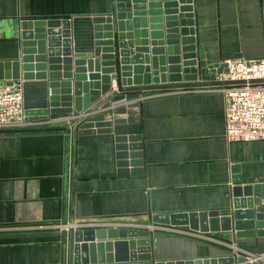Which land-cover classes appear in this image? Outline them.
I'll return each mask as SVG.
<instances>
[{"label": "crops", "instance_id": "1", "mask_svg": "<svg viewBox=\"0 0 264 264\" xmlns=\"http://www.w3.org/2000/svg\"><path fill=\"white\" fill-rule=\"evenodd\" d=\"M113 1L0 0V63L20 58L22 23L53 19L68 21L73 52L89 53L91 20L107 16ZM191 1L205 65L236 58L264 61V0ZM23 97L25 109L45 108L47 88L24 82ZM135 101L116 104L127 108L126 123L112 130L141 136L142 176L117 177L109 135L0 134V264H60L61 232L159 227L152 224L154 215L221 210L232 201L231 165L239 167L242 185L264 184V141H225L220 94H172L127 107ZM229 236L212 237L227 243ZM159 243L158 259L226 253L223 245L199 242L205 244L200 247L173 235ZM230 243L264 254V238Z\"/></svg>", "mask_w": 264, "mask_h": 264}, {"label": "water", "instance_id": "2", "mask_svg": "<svg viewBox=\"0 0 264 264\" xmlns=\"http://www.w3.org/2000/svg\"><path fill=\"white\" fill-rule=\"evenodd\" d=\"M191 4V0H114L107 16L92 18V50L87 54L73 52L66 20L22 23L20 58L0 63V84L43 82L47 105L26 109L30 122L62 121L82 112L107 98L111 80H116L120 94L101 102V109L136 100L150 86L207 82L213 74L226 73V66L205 65L202 47L196 45ZM126 109L117 108L112 114L123 116ZM125 123L124 118L105 120L99 113L76 132L80 137L111 136L117 177L142 176L141 136L113 134V126ZM229 173L232 201L228 207L154 215L152 224L211 236L233 232L237 239L264 238V184L242 185L237 165H231ZM161 238L170 234L103 228L61 232L60 264H259L228 252L215 258L158 259Z\"/></svg>", "mask_w": 264, "mask_h": 264}, {"label": "built area", "instance_id": "3", "mask_svg": "<svg viewBox=\"0 0 264 264\" xmlns=\"http://www.w3.org/2000/svg\"><path fill=\"white\" fill-rule=\"evenodd\" d=\"M223 64L226 66V73L213 74L207 82L197 80L195 84L190 85L165 84L150 86L141 91L135 102L139 103L148 98L172 94H220L224 101L225 141L229 144L264 141V61L249 62L239 58L227 60ZM117 86L116 80H111L110 90L112 88L113 92L119 93ZM117 108V105L107 109H101L98 106L97 113H92L90 116L74 113L62 121H51L50 123L58 124V122H61L64 127L68 126V129L65 130L70 135L73 132L75 133L78 127L89 117L104 111L112 113ZM25 111L23 81L13 82L10 86L0 84V134L18 132L31 125L32 123L26 121ZM123 118L126 119V114L123 115ZM75 121H78L77 124ZM108 121H112V119ZM152 227L148 229L168 232V234L176 231V228ZM181 231H178V233L185 235V238H195L199 241L207 240L198 234ZM248 257L255 263L264 264V257H257L253 253Z\"/></svg>", "mask_w": 264, "mask_h": 264}, {"label": "rangeland", "instance_id": "4", "mask_svg": "<svg viewBox=\"0 0 264 264\" xmlns=\"http://www.w3.org/2000/svg\"><path fill=\"white\" fill-rule=\"evenodd\" d=\"M24 83V82H23ZM117 94H120V93H116V92H113V91H109V93H108V95H107V98H109V97H111V96H113V95H117ZM106 98V96L105 97H103V98H101V99H99L98 101H96V103H94V104H92L89 108H87V109H85V110H83L81 113H79V114H82V115H88V116H90V115H92V113L93 114H95V113H97V109H98V106L100 105V103L101 102H103L105 99H107ZM26 110V109H25ZM107 112V111H106ZM105 111L103 112L105 115H107L108 114V118H110L111 117V113H106ZM33 122H35V123H33ZM37 122L39 123V122H41V123H39V124H37ZM48 121L46 120V121H30V123H32L31 125H28L27 127H25L24 129H22V130H20V131H18V132H25V131H34V132H54V131H60V130H65V129H68V126L67 127H64L63 125H59L61 122H58L59 124L58 125H55V124H57V123H55V124H50V123H47ZM77 122L78 121H75V123L77 124ZM153 225H148V226H144L143 225V227H140V229H131V230H149L148 228L149 227H152ZM170 228V227H169ZM175 230V229H174ZM182 230V228H176V231H174V232H176V233H174V232H171V233H169V234H171V235H173V236H178V237H182V238H185L186 236L185 235H182V234H179L178 233V231L180 232ZM184 231V233H186V232H190V233H192V234H198V235H200V237H203V238H205V239H207V240H203V241H199V240H197V239H195V238H189V237H187V239H189V240H193V241H198V242H203V243H205V244H208V245H218V246H221V245H223V247H224V251H226V252H228L229 254H231L233 257H235V258H239V257H244V258H247L249 261H251L250 260V257H248V256H250V252H248V251H246L245 249H243V248H241V247H239V246H237L236 244H234V243H230V240L232 239V238H234L235 240H240V239H237L236 238V236H235V234L233 233V234H231L230 233V240L227 242V243H224L223 241L221 242L220 240H216L215 238H213L211 235H209V234H202V233H199V232H193V231H190V230H183ZM183 231H181V232H183ZM168 233V232H167ZM242 239H245V238H242ZM216 242V243H215ZM233 242V241H232ZM250 253V254H249ZM251 263H253V261L251 262Z\"/></svg>", "mask_w": 264, "mask_h": 264}, {"label": "bare ground", "instance_id": "5", "mask_svg": "<svg viewBox=\"0 0 264 264\" xmlns=\"http://www.w3.org/2000/svg\"><path fill=\"white\" fill-rule=\"evenodd\" d=\"M152 228H155V227H152Z\"/></svg>", "mask_w": 264, "mask_h": 264}]
</instances>
